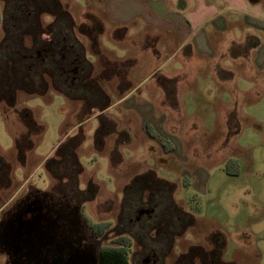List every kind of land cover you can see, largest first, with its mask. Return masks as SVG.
Listing matches in <instances>:
<instances>
[{"label":"rangeland","instance_id":"obj_1","mask_svg":"<svg viewBox=\"0 0 264 264\" xmlns=\"http://www.w3.org/2000/svg\"><path fill=\"white\" fill-rule=\"evenodd\" d=\"M4 7L5 0H0V22ZM32 21L33 24L39 22L46 28L54 22V17L42 13L39 18L36 15L33 16ZM80 23L75 24V34L79 41H83L82 45L84 46L86 59L94 63L92 64L94 73L91 76L93 80L89 77L85 84L87 92L85 101L89 103L97 97H100L99 99L105 98L101 95L108 89L115 92V87L123 83L131 65L117 60L116 52L112 50L113 47H109L103 42V36L106 35L103 31V29H106V22L102 15L88 14L83 24L81 21ZM111 32L114 35L117 30L112 29ZM4 36L5 33H3L0 26V43L3 41ZM21 39L25 40V45L31 46L29 36L19 37V40ZM251 53L250 51L246 54H235L240 56L238 58L235 56L236 62L232 60V53L228 50L222 54L219 62L210 66L204 62L203 66L205 71L208 67L211 70L214 69L216 65V71H218V68L227 71L232 70L236 73L238 88L249 90L253 85L241 75L256 77L251 67ZM228 61L232 62L229 63ZM141 66L143 70L148 69L149 71L154 65L149 68L144 62ZM199 68H201L200 61ZM11 71L14 70L7 69L6 72L0 73V87H6L5 85L9 84L8 81L13 76ZM19 73L21 72H16L18 84H20L22 77ZM146 73V71L143 72V74ZM3 79H5V82L2 81ZM34 81L37 83L36 77ZM45 81L48 82L49 87L45 95L29 97L18 90L16 92L17 106L15 108H10V105L5 104L0 99V220L28 194L37 191L48 193L53 196L56 206L58 205L57 201H67L70 206H80L79 230L93 234V226L100 224L107 226L104 236L98 239L101 248L116 246L117 239L123 236L131 239L136 238L135 241L132 239L133 243L127 249L129 261L130 264H144L145 260L152 259L149 256L152 254L150 250L155 245L148 237H154L156 233H151L150 230L153 225H149L146 219H142L143 224L141 225L135 224L137 213L141 208L153 209L157 206V203L161 201L159 200L161 192L158 189L157 191L154 190L156 187H152L153 189L149 192L148 190L142 191L145 186L142 181L140 182L141 188L137 189L138 192L136 191V193H128L125 189L131 184L135 176L154 171L159 176L166 173L169 176L168 178L177 180L182 166L177 163L176 157L164 156L160 143L150 142L145 137L140 131L138 118L133 111L127 110L126 107H115L107 117L113 120L117 127L110 132L107 131L109 127H105L106 135L109 137H104L106 146L103 149L93 144L95 131L98 128L97 121L83 126L84 132L82 133L85 139L75 151L82 172L76 176L75 159L72 158L71 152L64 148L63 154L68 158L59 164L58 160L61 161V154H57V151L63 143H67L80 135V131L73 128L78 122L87 118L90 113L89 111H82L79 114L75 103L69 102L66 97L57 93L52 88L51 81L48 79ZM42 82H38V84ZM72 82L70 81V84ZM155 82L157 85L164 84V87L169 86L172 88L169 82H165L163 79L158 80L157 77L153 80L149 79L145 87L153 86ZM227 85L228 83L223 81L218 82V87H220L218 89L208 78H199L198 85L194 87L195 89H186L187 87L184 86L179 89V100L188 106L183 108L184 112L191 116L190 127L188 126L185 130L186 134L189 132L188 136L200 137V140L196 143L186 144V154L192 164L194 162L196 166H205L207 169L216 170L221 167L220 164L224 162L226 157L234 152L232 149V146L236 145L234 138L228 142L221 139L224 126L228 125V115L233 110L226 107H223V109L221 107L214 108L211 105L212 102H216L217 98H220L221 104L222 99H232V96L225 92L229 88ZM255 88L260 92L261 86ZM9 93L10 89L9 91L7 89L6 94ZM251 97H253L252 94ZM249 99L251 101V98H248L247 101L242 98L240 100L248 104ZM101 100L97 102L101 103ZM89 104H96V101L92 100ZM240 105L245 107L241 101ZM84 108L88 110V107ZM212 108H214V113L217 115L215 118V114L211 111ZM237 109L240 110V107H237ZM25 111L31 113L34 122L31 135L30 129L27 131L23 122ZM238 121L243 128L248 123L242 118L241 111L239 112ZM203 123L205 126L200 125ZM232 125L235 128L237 121ZM166 129L169 133H172L170 128ZM116 133L129 137V141L116 136ZM186 134L184 135L186 136ZM189 139L191 138L189 137ZM18 143L20 147H25L27 150H18ZM230 150L231 152H229ZM113 152L118 153L121 158L123 157V160L120 159L118 163L113 164L111 161L112 155H114ZM246 158L253 161L250 160V153L246 155ZM257 159L259 160V156ZM261 162L264 164V161ZM160 188L163 191L165 190L162 193L167 196V189L163 186ZM64 196L69 197L70 201L64 199ZM171 198L184 211L197 217L199 216L197 214L198 210L209 213L213 208H216L214 202L198 195L191 187L184 185L183 181L176 186ZM251 198L249 197L244 201L249 203ZM225 201H222V203ZM143 202H147V204H143ZM166 206H168V203ZM156 213L154 221L157 220V217H162L159 211H156ZM244 213L242 208L231 209L225 218L227 220L234 218L242 220ZM198 221V226L188 229L182 236L175 239L171 255L164 260L160 259L156 264H175L176 260L180 256L188 254L192 247H203L207 252L211 251L213 249V241L210 239L213 234L211 233L216 232L221 233L225 238L224 262L228 263V260L231 259L234 260V264L258 263V251L254 240L248 233L238 231V227L232 223H229L222 230L216 221ZM142 225L147 227L145 231L141 230ZM63 228V223H60V231ZM168 232L167 229L164 234L168 235ZM244 253L248 254L247 260L242 258ZM7 258L6 255L0 254V264H6ZM210 262H213V260L210 259Z\"/></svg>","mask_w":264,"mask_h":264},{"label":"crops","instance_id":"obj_2","mask_svg":"<svg viewBox=\"0 0 264 264\" xmlns=\"http://www.w3.org/2000/svg\"><path fill=\"white\" fill-rule=\"evenodd\" d=\"M60 2L75 24H79L80 21L83 24L88 14L102 15L106 22L103 42L113 47L117 60L131 65L123 83L115 87V92L108 89L101 95L105 97L101 98L102 100L97 96L92 99L96 104H89L92 100L86 103V98L70 100L61 94L69 102L76 104L79 114L82 111L90 113L73 129H78L84 136L83 126L97 121L98 128L93 144L103 149L106 146L104 137L109 136H103L102 143L98 144L96 140L98 130L102 126H108L107 131L110 132L117 127L114 121L107 117L108 114L115 107H126L127 110L133 111L138 118L140 131L145 137L150 142L160 143L164 156L176 157L177 163L182 166L177 180L168 178L166 173L161 176L156 171L150 173L162 182L173 184L175 188L183 181L184 185L191 187L198 195L214 202L216 208L209 213L198 210L199 216H194L195 227L199 224L198 220L216 221L222 230L229 223L235 224L238 231L248 233L254 240L258 251L257 264H264V164L261 162L264 161V0H60ZM112 29L117 30V33L113 35ZM246 41H249L252 47L251 63L256 77L241 75L253 87L243 90L238 88V83L235 82L232 90L238 89L243 100L251 98L248 104L241 100L245 107L238 109V117L241 111L242 118L248 123L245 128L240 126V131L235 132L236 135L232 137L228 136V126H224L221 139L228 142L234 138L236 145L231 147L234 152L227 154L220 168L214 170L196 166L186 154V144L196 143L200 137L188 136L189 132L186 134L185 130L189 126L191 116L184 112L183 108L188 106L179 100V89L183 86L187 87L186 89H195L199 78H208L219 89L215 70L208 67L205 71L204 62L208 66L217 63L232 44ZM144 62L149 68L151 65L154 66L149 71L143 70L141 64ZM145 71L147 73L143 74ZM156 77L165 82L176 80L175 104L167 102V93L160 84L157 85L155 82L153 86L145 87L149 79L153 80ZM257 86H261L260 97L254 101L251 94L254 95ZM225 92L229 93L232 99H222L221 104L220 98H217L216 102L211 103L212 107L233 109L234 94L229 88ZM98 100H101V103H98ZM84 107H88V110ZM214 108L211 110L212 113ZM216 116L215 114L214 118ZM200 125L205 126L204 123ZM166 128H170L172 133ZM150 131L158 138H153L149 134ZM116 136L129 141V137L121 133H116ZM113 153L111 161L116 164L123 157ZM248 153L251 154L250 160L253 161L246 158ZM229 158L238 159L240 162V174L237 177L230 176L224 171L225 162ZM148 174L135 176L133 181ZM249 197H252L251 201L245 202L244 200ZM224 200L226 201L222 203ZM178 207L183 210L181 206ZM235 208L243 209L245 212L243 219L227 220L226 214ZM4 255L7 256L6 253ZM242 258L247 260L248 254H242ZM228 263H234V260L229 259Z\"/></svg>","mask_w":264,"mask_h":264},{"label":"trees","instance_id":"obj_3","mask_svg":"<svg viewBox=\"0 0 264 264\" xmlns=\"http://www.w3.org/2000/svg\"><path fill=\"white\" fill-rule=\"evenodd\" d=\"M6 12L4 17V32L5 36L0 43V73L8 70L13 73L9 84L6 87H0V99L5 104L10 105V108H15L16 105V92L20 90L26 96L34 97L45 95L49 90L48 79L52 83V88L60 94H63L70 100H84L86 93V86L83 85L87 79L93 76L94 68L90 61L86 59L84 46L76 36V25L73 18L65 10L60 0H6ZM42 13L49 14L54 17V22L43 27L42 24L37 22L33 24V16L42 15ZM40 21V20H39ZM32 22V23H31ZM29 36L31 38V46L24 47V40H19V37ZM43 36H48L49 40L44 39ZM23 40V41H22ZM49 41V42H48ZM251 44L249 41L244 43H234L230 47L231 58L237 62L235 56L240 53H249L251 51ZM239 51V53H237ZM237 54V55H235ZM240 56H237V58ZM253 69V65L251 63ZM217 68V65L215 66ZM215 73L217 81L220 83H228L229 89L234 94L235 104L232 112L228 115V136L232 137L235 132L240 131V125L238 121L237 107H241L240 98H242L238 89H233V84L236 81V73L232 70H221L218 68ZM21 69V71H20ZM21 73L20 84H18L17 74ZM9 72V71H8ZM238 75V74H237ZM36 77L37 83L34 78ZM25 79V80H24ZM29 79V82H28ZM160 80V79H159ZM2 81L5 82V79ZM43 81L41 84L38 82ZM70 81H74L70 84ZM22 82L23 84L22 87ZM167 82L172 84V88L161 84L167 93L166 98L169 104H175L176 97V80ZM9 85V86H8ZM227 87V88H228ZM7 89L10 93H7ZM4 90V92H3ZM257 91V90H256ZM254 90L252 99L256 101L260 97V92ZM253 101V102H254ZM10 103V104H9ZM242 103V102H241ZM23 122L26 130L30 129V135L33 131V120L31 113L25 111ZM235 128L233 123H236ZM153 138H158L153 132H149ZM238 134V133H237ZM106 135L105 127L102 126L96 135L97 143H102L101 139ZM22 137L20 138V140ZM84 136L80 134L78 137L63 143L57 154H61V161L67 160L68 156L63 154L64 148H67L68 152H71V156L75 159L74 168H76V176L82 172V167L78 162L77 155L75 153L83 140ZM162 141L161 139H159ZM30 142V141H29ZM225 142H227L225 140ZM17 144V149L22 151L25 147H20ZM27 150V149H26ZM64 159V160H63ZM73 166V165H72ZM224 171L230 176L237 177L240 174V162L238 159L229 158L225 162ZM145 183L144 190L151 191L156 187L160 193V198L157 203V210L161 214V218L157 217V220L153 223L151 233L155 232L156 235L151 238V241L155 243L151 248V253L156 255L158 262L160 259H166L171 255L175 239L182 236L188 229L192 228L196 224L194 215L185 212L172 200V194L175 190V186L170 183L162 182L154 176L153 173H149L146 176H142L133 181L125 191L128 193H136L140 187V182ZM147 185V186H146ZM163 186L167 189V196L160 187ZM140 191V190H139ZM138 192V191H137ZM169 194V196H168ZM139 201L138 199L136 200ZM168 203V206L166 204ZM169 207V208H168ZM157 214V213H156ZM160 216V215H157ZM154 221V220H153ZM155 225V226H154ZM106 225L100 224L92 227V232L96 238L100 239L106 232ZM169 230V234H164L166 230ZM141 230L145 231L141 227ZM211 240L213 241V249L207 252L203 247H192L188 254L180 256L175 264H234L223 261V251L226 247L224 236L219 233H212ZM134 238V237H133ZM116 246L103 247L99 252L98 264H130L129 255L127 249L131 247L133 243L132 239L127 236H123L117 239ZM210 259L213 262H210Z\"/></svg>","mask_w":264,"mask_h":264},{"label":"flooded vegetation","instance_id":"obj_4","mask_svg":"<svg viewBox=\"0 0 264 264\" xmlns=\"http://www.w3.org/2000/svg\"><path fill=\"white\" fill-rule=\"evenodd\" d=\"M6 3L5 0V7L0 22L3 33H5L4 17ZM43 38L49 40L48 36H43ZM24 47H28L25 45V40ZM23 84L25 83L22 82V87ZM85 84L86 82L83 83L84 86H86ZM39 192L40 191L28 194L23 200L16 203L15 206L6 213L3 219L0 220L2 224L0 226V252L10 255V257L7 258L6 264H27L26 259L29 252L28 247L22 246L16 248L11 245V240L6 238L11 232L9 227L13 225L14 230L17 232L21 227L19 225L20 223L25 224L34 222L35 220H37L38 226L40 227L39 233L41 234V238L47 240V243L39 250L44 254H49V259H54L55 257L54 261H56L59 255L71 259L75 250L78 249L81 251L83 250V253L87 252L89 249H93L96 251L98 258L99 252L102 249L99 246L98 238L92 233L82 231L81 229L79 230L80 206H70L67 201H57L58 208H56V202L52 195ZM66 196H64V199L70 201V198ZM143 204H147V202H143ZM156 210L157 206L153 209L141 208L138 210L135 224L141 225L143 224L142 219H146L149 225H153L155 222L153 220L156 215ZM60 223L64 225L62 231H60ZM141 227L145 230L147 228L144 225ZM23 233H25L24 230L22 234ZM131 237L133 236L131 235ZM132 239H134V241L136 240V238ZM149 256L152 259L145 260L144 264H156L158 262L155 254L152 253ZM83 264H86V262Z\"/></svg>","mask_w":264,"mask_h":264},{"label":"water","instance_id":"obj_5","mask_svg":"<svg viewBox=\"0 0 264 264\" xmlns=\"http://www.w3.org/2000/svg\"><path fill=\"white\" fill-rule=\"evenodd\" d=\"M1 225L0 223V226ZM19 225L21 227L17 232L14 230L13 225H11L9 227L11 232L6 238L11 240V245L16 248L22 246L29 248L26 259L27 264H83L84 262H86V264H98L97 254L93 249H89L85 253L79 249L75 250L71 259L60 255L57 257L58 259L56 261H54L55 257L54 259H49V254H44L39 250L47 243V240L41 238V234L39 233L40 227L38 226L37 220L25 224L20 223ZM23 230L25 233L22 234ZM0 254L5 253L0 252ZM7 256L10 257L8 254Z\"/></svg>","mask_w":264,"mask_h":264}]
</instances>
